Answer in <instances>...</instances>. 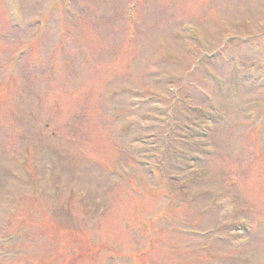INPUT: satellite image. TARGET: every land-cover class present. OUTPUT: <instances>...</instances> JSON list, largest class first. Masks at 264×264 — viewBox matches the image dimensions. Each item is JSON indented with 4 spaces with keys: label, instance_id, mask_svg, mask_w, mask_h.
<instances>
[{
    "label": "rangeland",
    "instance_id": "obj_1",
    "mask_svg": "<svg viewBox=\"0 0 264 264\" xmlns=\"http://www.w3.org/2000/svg\"><path fill=\"white\" fill-rule=\"evenodd\" d=\"M263 111L264 0H0V264H264Z\"/></svg>",
    "mask_w": 264,
    "mask_h": 264
}]
</instances>
